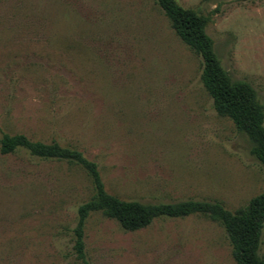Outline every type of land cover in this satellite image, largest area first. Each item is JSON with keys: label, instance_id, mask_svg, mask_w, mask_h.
<instances>
[{"label": "rangeland", "instance_id": "obj_1", "mask_svg": "<svg viewBox=\"0 0 264 264\" xmlns=\"http://www.w3.org/2000/svg\"><path fill=\"white\" fill-rule=\"evenodd\" d=\"M175 1L207 18L221 67L264 111V0ZM201 72L157 0H0V140L77 150L123 201L234 212L263 191L252 141L216 113ZM94 196L80 165L0 152V264H81L74 229ZM261 240L264 259V228ZM84 242L88 264H236L198 213L126 231L91 212Z\"/></svg>", "mask_w": 264, "mask_h": 264}, {"label": "trees", "instance_id": "obj_2", "mask_svg": "<svg viewBox=\"0 0 264 264\" xmlns=\"http://www.w3.org/2000/svg\"><path fill=\"white\" fill-rule=\"evenodd\" d=\"M180 40L202 60L201 82L213 100L219 116L229 118L238 132L252 141L251 153L261 163L264 182V111L252 87L244 82H232L221 67L213 49V42L205 32L207 18L180 6L175 0H157ZM18 149L27 150L42 159L65 160L82 166L91 176L95 196L78 209L74 229V249L81 264H88L85 253L84 227L91 212L100 211L115 220L122 229L136 231L149 226L155 218L166 216L182 218L202 214L218 222L225 229L236 264H264L259 255L264 228V188L249 203L231 212L220 202L182 201L169 204L144 205L123 201L106 192L97 165L86 160L77 150L62 148L58 143L32 142L24 135L3 134L0 152L10 154Z\"/></svg>", "mask_w": 264, "mask_h": 264}]
</instances>
